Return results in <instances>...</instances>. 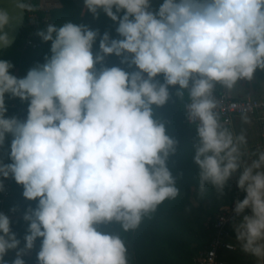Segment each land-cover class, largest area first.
Returning a JSON list of instances; mask_svg holds the SVG:
<instances>
[{
	"label": "clouds",
	"instance_id": "1",
	"mask_svg": "<svg viewBox=\"0 0 264 264\" xmlns=\"http://www.w3.org/2000/svg\"><path fill=\"white\" fill-rule=\"evenodd\" d=\"M13 4L21 14L33 10L28 0ZM84 4L94 17L110 18L119 38L84 24H49L38 33L51 42L44 63L19 78L10 72L14 65L0 60V147L12 137L10 162L0 161V192L12 179L27 201L37 202L23 214L29 226L23 248L0 213V264L12 250V264H25L38 240L39 264H128L121 238L97 226L116 221L124 231L135 229L179 194L166 166L176 142L153 109L169 101L170 88L181 98L188 92L189 119L198 122L201 189L210 183L223 195L239 172L245 195L235 205L236 241L264 264V152L240 171L239 145L247 141L221 128L212 98L216 83L231 89L264 69V0ZM19 19L0 9V47L11 46L8 30ZM111 56L135 70L107 67ZM6 97L28 105L25 120L7 116Z\"/></svg>",
	"mask_w": 264,
	"mask_h": 264
},
{
	"label": "trees",
	"instance_id": "2",
	"mask_svg": "<svg viewBox=\"0 0 264 264\" xmlns=\"http://www.w3.org/2000/svg\"><path fill=\"white\" fill-rule=\"evenodd\" d=\"M60 7L51 9V21L57 27L66 22L77 25L84 24L92 30H99L101 35L110 32L112 38H119L115 31L117 25L103 12L99 18L94 17L87 8L83 14V1L58 0ZM36 8L40 0H28ZM26 12V11H25ZM44 27L42 31H46ZM23 40V31L15 43L0 51V60L10 62L18 67L23 76L37 64L45 62V57L51 54V42H44L40 49L21 55L19 49ZM99 41L94 46L98 52ZM113 67L114 64L106 65ZM13 69L10 70V72ZM169 101L160 107L153 106L154 118L164 123L166 135L173 139L175 152L170 153L166 161L179 194L158 205L155 211L145 214L140 225L132 230L124 231L121 224L113 221L98 225V229L114 236H119L127 248L128 264H193L192 257L209 242L210 230L206 224L210 222L217 209L230 204L235 198L232 187L227 182L223 195L210 183H205L201 189L199 165L195 163V146L199 143L197 128L186 121L185 107L191 101L188 92L183 98L176 95V89L170 88ZM11 98L6 97V102ZM20 104L28 105L18 100ZM12 137L9 136L3 147H0V161L8 163V146ZM13 196L7 203L8 216L12 232L24 247V235L28 224L23 220V214L29 207L35 208L37 202L27 201L22 193L23 188L13 180ZM19 209L13 213L12 209ZM41 247V241L35 244ZM10 256L4 257L5 264H12L16 259V251H10ZM232 258V259H231ZM25 264H34L31 257L24 258ZM235 259V256L226 259Z\"/></svg>",
	"mask_w": 264,
	"mask_h": 264
},
{
	"label": "built area",
	"instance_id": "3",
	"mask_svg": "<svg viewBox=\"0 0 264 264\" xmlns=\"http://www.w3.org/2000/svg\"><path fill=\"white\" fill-rule=\"evenodd\" d=\"M83 11L86 9L84 0ZM51 21V9L38 5L33 8L32 11L25 12V18L21 32L23 31V40L19 52L21 55H25L27 52L36 51L42 46V38L38 35L44 27H47ZM99 51V49H98ZM114 64L121 67L126 71H133L134 68L129 67L126 64H121L120 58L111 56L106 58V65ZM11 74L23 78V74L18 67L13 68ZM162 80V78H161ZM212 98L215 101L216 108L214 109L218 122L221 128L230 126L232 121L238 117H248L257 120V122L264 123V96L263 97H245L242 99L231 98L228 95L227 87L219 83V87L216 86L213 89ZM185 107L186 121L188 124L197 128L198 122H194L189 119L188 105ZM7 116L18 117L21 120L27 118V107L19 103L18 99H10L6 102ZM10 144L8 146V155L10 153ZM254 148V147H253ZM252 152H264V148L256 146ZM9 161V159H8ZM10 162V161H9ZM240 162V171H242V160ZM239 172L234 173L229 179L228 183L232 187L235 198L233 201L224 206H220L213 214L210 222L206 224V227L210 230L209 242L202 249H199L192 257L193 264H225L222 259L223 253H231L236 250V247L229 241L230 229L237 222L238 217L235 213L236 201L244 197V193L239 189L238 181ZM13 180H4L5 190L0 192V213L8 215L7 203L13 196L14 187ZM232 245V247H229ZM36 250L32 254L25 258L31 257L34 264H39L38 252Z\"/></svg>",
	"mask_w": 264,
	"mask_h": 264
},
{
	"label": "crops",
	"instance_id": "4",
	"mask_svg": "<svg viewBox=\"0 0 264 264\" xmlns=\"http://www.w3.org/2000/svg\"><path fill=\"white\" fill-rule=\"evenodd\" d=\"M38 5L42 7H47L49 9L60 7V3L58 0H40ZM242 81H243V86L245 89V97H263V96H260L258 87L255 86L256 88L254 90L252 89L254 84L252 85L249 79H242ZM215 86L216 88H218L219 83H216ZM227 92H228V88H227ZM228 95L231 98L242 99L241 97H238L237 95H231L230 92H228ZM223 129H227L230 133H232L234 138L241 136V135L245 137L247 142L239 145L240 159L242 160L243 168L249 166L252 163V161L258 157L260 153V152L254 153L252 152V150L258 145L264 148V123L257 122V120L248 118V117H238L232 121V124L230 126H225L223 127ZM249 137H253V140L251 141L248 140ZM254 140H255L254 144L250 143V142H254ZM225 205H228V204H225ZM234 225L230 229L229 241L236 247V250L231 253H223L222 255L223 261L225 262V264H255V261L253 258L245 255L241 250H239V246L237 245V241H236V231H235ZM36 250H39V248L34 246L33 250L28 251L27 254L24 256V258L32 254ZM10 254L11 253L9 251L5 255V257L10 256ZM232 256H235V259L229 260V262H226V259Z\"/></svg>",
	"mask_w": 264,
	"mask_h": 264
},
{
	"label": "water",
	"instance_id": "5",
	"mask_svg": "<svg viewBox=\"0 0 264 264\" xmlns=\"http://www.w3.org/2000/svg\"><path fill=\"white\" fill-rule=\"evenodd\" d=\"M162 2H163V0H152L153 7L158 8ZM0 9L7 10L10 13V15H12L13 17H17V16L20 17L19 22L14 20L11 29L8 30L9 35L12 38V44L11 45H13L15 43L18 35L20 34L22 27H23L25 12H23L21 14L20 10H18L14 7L13 0H0ZM3 49H6V48L0 47V51Z\"/></svg>",
	"mask_w": 264,
	"mask_h": 264
},
{
	"label": "rangeland",
	"instance_id": "6",
	"mask_svg": "<svg viewBox=\"0 0 264 264\" xmlns=\"http://www.w3.org/2000/svg\"><path fill=\"white\" fill-rule=\"evenodd\" d=\"M253 76H254V78L252 77L251 79H249L251 84L252 85L254 84L252 89L254 90L256 87H258L260 96H264V69L257 68V70L255 71ZM228 92H230L231 95H237L238 97H241V98L245 97V89L243 86L242 79L238 80L236 82V84L231 89L228 88ZM248 140H250V141L253 140V137H249ZM257 141H259V140H257ZM250 143L254 144L255 140H254V142H250ZM237 245L239 246L238 242H237ZM239 250H240V247H239Z\"/></svg>",
	"mask_w": 264,
	"mask_h": 264
}]
</instances>
